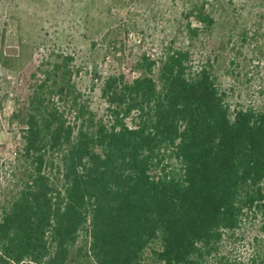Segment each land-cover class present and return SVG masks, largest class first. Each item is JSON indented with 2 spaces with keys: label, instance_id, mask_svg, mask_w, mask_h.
Returning <instances> with one entry per match:
<instances>
[{
  "label": "trees",
  "instance_id": "obj_1",
  "mask_svg": "<svg viewBox=\"0 0 264 264\" xmlns=\"http://www.w3.org/2000/svg\"><path fill=\"white\" fill-rule=\"evenodd\" d=\"M195 16L214 22L204 7ZM156 65L144 55L138 76L105 80L106 119L76 103L70 123L51 100L30 114L33 168L0 214V264H68L84 233L96 264H202L224 231L264 216V110L232 112L187 50L158 79Z\"/></svg>",
  "mask_w": 264,
  "mask_h": 264
},
{
  "label": "rangeland",
  "instance_id": "obj_2",
  "mask_svg": "<svg viewBox=\"0 0 264 264\" xmlns=\"http://www.w3.org/2000/svg\"><path fill=\"white\" fill-rule=\"evenodd\" d=\"M203 7L211 25L195 16ZM174 50L211 67L232 112L264 110V0H0V214L33 168L25 152L31 113L46 115L55 104L70 123L80 122L82 103L85 117L91 110L97 121L106 114L109 76H138L148 55L158 79ZM48 172L60 177L57 165ZM89 240L84 233L68 264H96ZM234 256L237 264H264L262 214L235 233L224 231L202 264H234Z\"/></svg>",
  "mask_w": 264,
  "mask_h": 264
}]
</instances>
